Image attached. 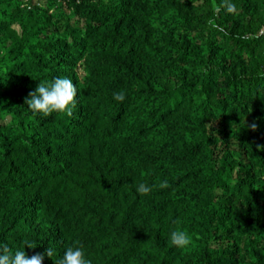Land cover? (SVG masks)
<instances>
[{"label":"trees","instance_id":"obj_1","mask_svg":"<svg viewBox=\"0 0 264 264\" xmlns=\"http://www.w3.org/2000/svg\"><path fill=\"white\" fill-rule=\"evenodd\" d=\"M1 6L0 246L54 248L43 264L76 245L91 264H264V0ZM56 77L76 84L72 116H33L25 97Z\"/></svg>","mask_w":264,"mask_h":264},{"label":"clouds","instance_id":"obj_2","mask_svg":"<svg viewBox=\"0 0 264 264\" xmlns=\"http://www.w3.org/2000/svg\"><path fill=\"white\" fill-rule=\"evenodd\" d=\"M235 5H229L228 12H233ZM261 75H264L262 73ZM77 89L72 79L66 77H56L51 81H41L37 84L35 90L30 91L23 101L27 109L33 116L43 115L47 117L52 113L66 116H72L73 109L76 107ZM113 99L123 102L125 93L123 91L114 92ZM250 131L257 130V123L253 121L248 125ZM257 151H264V145H257ZM154 187L166 189L170 187L167 180L158 185L149 186L140 183L136 191L140 195H148ZM170 243L172 246L184 250L193 243V237L186 230L174 229L170 233ZM28 249L36 248L33 242H25ZM24 247V249H25ZM17 250L14 253L6 246H0V264H43L45 257L51 258L55 255L54 248L47 247L43 253H34L31 256L26 255L25 250ZM56 264H91L86 259L83 247L80 245L67 247L62 258L56 261Z\"/></svg>","mask_w":264,"mask_h":264},{"label":"rangeland","instance_id":"obj_3","mask_svg":"<svg viewBox=\"0 0 264 264\" xmlns=\"http://www.w3.org/2000/svg\"><path fill=\"white\" fill-rule=\"evenodd\" d=\"M5 10H8L6 7H4V6H1L0 7V12H1V14H2V11H5ZM3 15V14H2Z\"/></svg>","mask_w":264,"mask_h":264}]
</instances>
